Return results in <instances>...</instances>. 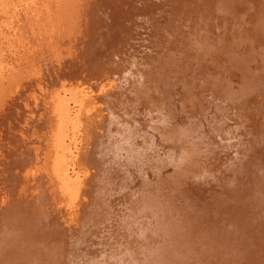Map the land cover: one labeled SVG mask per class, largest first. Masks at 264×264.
Segmentation results:
<instances>
[{"label":"bare ground","instance_id":"obj_1","mask_svg":"<svg viewBox=\"0 0 264 264\" xmlns=\"http://www.w3.org/2000/svg\"><path fill=\"white\" fill-rule=\"evenodd\" d=\"M62 1H60V2H62ZM67 1H69L68 3L72 4L71 5L72 7L69 8L68 7L69 4L66 5V3L65 4L61 3L62 5L65 6V7L62 6L64 8L59 7V6H61V4L59 6H57L58 7L56 9L57 12H54V14H53V18L57 19V21H56V19H53V21L55 20L54 24L56 25V28L54 26H52L53 25L52 24L51 26L54 27L55 29L52 27H50L52 29H49L50 33L53 36H54V34L55 35L57 34L59 36V38H58V36H56L57 40H55L56 37L54 39L55 41H57V43L55 42L56 44H58V42L62 43L65 40L64 38L66 36L65 37H63V36L65 33H67V31H69L71 28L73 30V28L81 25L79 22V24L76 23L77 26H75V22L77 19V18H75V14L77 15L76 11H78L77 5L79 4V2L81 0L78 3H75L74 0H64V2H67ZM135 1H134L135 3L138 2V0H135ZM174 1H176L177 3H180L179 0H171L170 4L172 5V3ZM195 1L202 2V0H195ZM212 1L213 2H211L209 4H211V6H213V7L210 6V8L212 9V11L214 13V16H213V13H211L212 14L211 16L214 18L213 23L215 21H218V23L215 22V23H217L215 26L216 27L215 31H214L216 35L212 32H211L212 33L211 34L210 33L211 30H209V32L207 31V33L205 34V32H203L202 29H199L198 27H197V29L194 28L195 25L193 27H188V25L187 26L180 25L181 30L180 29L179 30L183 31L182 36L180 37L178 34V32H180V31L177 28L173 29L176 26H173L172 23H169V28L159 26L161 29L158 32H155L158 35L159 40L158 39L157 40L159 41V44L161 47L160 49L157 48V52L160 51L159 55H161V53H162L163 57H164L163 59L160 58V59H162L161 62L164 61L165 66L167 64L171 65L170 64V63H172L171 60H173L176 63L181 64V66H179L180 64H178V65L174 66V68L172 66H170L174 69L173 71H171L172 77H173V73L175 71H177V73H176L177 78L174 77L175 81H173V83L178 82V80L179 81L181 80L180 85L182 86V96H183V98L181 100L182 106H185V105L189 106L191 111L196 109V112H194L195 117L194 116L192 117V115H191V120H193V118H194V120L196 122H198V125H199L201 122L197 121V119L200 120V118H198V116L196 115L197 111H198V113L200 112L202 115H206L205 120H204L205 126L203 128L200 127L201 124L199 126H197L195 121L193 123L191 121H189L187 123H184V124L178 125V126L175 125L176 124L175 123V124H173V125H175L174 127H173V125H171L172 120H173V119H171L172 118L171 114L173 116L174 111L172 112L171 107L169 108L170 105L168 104V102L166 100L164 101L165 98L160 97V93L157 92L159 90V88L157 87L156 84H155V86H153L154 83H151V77H150V76H152L153 70H154V73L157 72V73H159V76H161V74L165 68L163 69L162 66H158V67H152L153 68V70H152L151 66H149L150 69L152 70V71H150L151 74L150 73L147 74L146 73L147 70H145V72H143V73H146L147 75H144L142 72L140 74L139 73L136 74L137 75L136 80H137V84L139 85V87L136 86V89L134 88V90L136 92H138L139 97L141 98V100L143 102V103L142 102L141 103L144 105V107H146V105H148L149 112H148V109H147V112L149 113V115L157 114V116H159V117L156 116V118L158 119L157 122L156 121L153 122V120L151 119L152 117L149 118L151 120H149L146 117L147 118L146 123L149 121V122H153V124H156L155 126L154 125L152 126L153 129L155 128V130H156V128L164 129V131H166L165 133L168 134L166 136V138L168 137L170 139L171 138L175 139L177 141V144H179V147H180V154L175 156L177 154V153H175V155H174L175 157L174 156H172L173 158L169 157L170 159L168 160V161H171V163L173 160H176L177 162L180 161L179 165H177L178 167H175V168H177L178 172L172 173L173 175L171 177H169V179L167 181H165V183L164 182L159 183L160 186H157V187H159L157 189L159 192V196H158V200L156 203V205L159 209V212H161V211H163V213L166 212V214H168V216H169V219L172 218L173 222L175 221L174 223L176 226L174 228H172V226H173L172 225V226H170L171 227L170 230H166L165 227H163V228L161 227L160 219L153 217L154 219L152 218V222L149 220L150 218L148 219L149 222L151 223V225L145 226V229H146V227L148 228L146 230L151 229L152 230L151 232L156 234L154 236L158 235L160 237V239H162L159 241H162L164 243L162 245V247H158L156 249L152 248L153 246L151 245V242H145L146 240L142 241L146 237L145 236L146 230H143V228L142 229L138 228V230L137 229H130L129 232L127 233V235L125 236V240L127 239V237L131 236L130 241H131L132 246H134L133 247L134 250L135 251L137 250L136 253L142 252L143 255L145 256V254L148 253L149 250H150V254L152 252V255H153L155 260L153 262H151L150 264H152V263L153 264H173V261L174 262L183 261L185 263H192L194 258L197 259L196 264H203L201 261L209 262V259H211V258L207 259V257H202L200 255V252H202V248H203V250L204 249L208 250V251L207 250L204 251L205 255H211L212 258H214L216 260L218 259L219 262L221 261L220 264H255V262L257 264H264V0H212ZM110 2L112 3L111 0H110ZM134 2L133 3L131 2L132 4H130V3L126 4L127 1L126 2H124V1L120 2V4L123 5L122 8L124 7L125 11H122V9H121V11L119 12V10H117V8L116 9L113 8V9H111L112 11L111 10L109 11L110 17L113 15L112 17L116 18V15L118 14L117 16H119L120 21H117V23H116L117 26H115V28L117 30L114 29L115 32L112 31V33L111 32L107 33L109 35L108 37H106L107 34H105V31H103L100 23L98 24L96 22L95 24H93V23H91V21L90 22L84 21L85 23H83L82 20H80L84 24V26L82 25L83 28H85L84 31L87 29H88V32H90V31L92 32L93 30H95V33L97 32L96 33L97 35L94 36V34H91V33L87 34L88 33L87 32V33H85V34H87L86 38H85V36H82L83 38L87 39V37L89 35H93V38H92V36H90V42L91 43L90 42L89 43L91 45L89 43L85 42L87 40H84V39H83L84 41L81 40L80 39L81 36L79 37V39L81 40V41L79 40L80 43L78 41H75V42H78L77 44L80 47L84 46L85 43H87V44H85L86 46L90 45L86 51L85 50H84V52L82 51V54H80V56H78L79 53L81 52V49H80V52L78 53V55H76V57H73V58H75V60H73V59L70 60L71 58L69 59L68 56H66V54L65 55L61 54V55L65 56V58L67 57L66 59L68 62L64 64L63 61L60 60L61 64L63 65V67L65 69L62 68L63 70L60 71V73H62V75L60 77L63 80L61 79L62 82L59 84V86L63 85L62 83L66 82V81L68 82V84H66V85H70V83H73V85L76 84V85L80 86L82 84L85 85L84 83H89L90 84L89 86H92L93 84H98V82H99V81L97 82V80H95V77H97V74L105 73V72H106L105 73L106 75L100 74L99 77L110 75V76H113L114 79L117 78L119 81L124 80L123 78H126L127 74H126V72H124V69L121 70L122 73H118V71L116 70L117 67L116 68L112 67L113 64H111V63L108 65H105V64L107 61H112L113 63L114 62L118 63V61L116 60V57L121 58V56H120L121 53L125 54V51H126V54L131 53L130 52L131 49H133L134 51L138 50L139 51L138 53H140L139 56L142 54H146L145 49H144L146 46H141V44L143 43V41L141 39H143L142 36H144L143 35L144 31H142L140 29V27H145L144 26L145 24H143L144 21L140 22L139 25H138V23H135V24L132 23V17H133V14H135V13L130 14V8L131 7L137 8V6L134 7L135 6V5H133ZM140 3H141V1H140ZM144 3H145V1H144ZM164 3L166 4V1ZM87 4L88 3L86 1V5ZM79 5H81V4H79ZM86 5L84 4L83 6L85 7ZM92 5H93L92 7H95V5H98V4H92ZM105 7L106 8L112 7V5L109 6V5L104 4V8ZM117 7L121 8L119 6H117ZM207 7H209V6H207ZM126 8H129V10H127ZM91 9H92L91 6H90V9H89V7L86 9V11L88 10L90 12V15H89V16H91L90 20H91L92 15H93V13L91 14V11L93 12V10H91ZM107 9H109V8H107ZM107 9H106V11H107ZM204 10H202V12H204ZM46 11H48V10H46ZM131 11H132V8H131ZM89 12H86V13H89ZM95 13L96 12H94V14ZM45 14H47V13H45ZM50 14H52V13H49L48 15H50ZM188 14H190V13H188ZM219 14H222V16H220ZM97 15L94 17L96 18ZM58 16L60 18V22H59ZM208 16H210V15H208ZM215 16H216V18H215ZM227 16H229V19L227 18V20H225L226 19L225 17H227ZM45 17L47 18L46 15H45ZM93 19L94 18H92V20ZM99 19H100V15H99ZM142 19H143V17H142ZM142 19H139V21ZM146 19H147V17H146ZM88 20H89V18H88ZM113 20L114 19H112V21ZM133 20L135 21L136 18ZM94 21L95 20H93L92 22H94ZM96 21H99V20L96 19ZM130 21L132 24V25L130 24V26L132 27L134 24L135 25L134 27H136L135 30L136 31L138 30L137 33H135L136 31L134 32L135 35L133 34V32H131L133 34V37H132V34L129 35L130 32H128L130 27L126 26L127 25L126 23L130 22ZM176 21H178V20H176ZM186 21H188V24H189L190 20H186ZM47 22H48V20H47ZM58 22H59V24H58ZM24 23H26V22H24ZM44 23H46V22H44ZM51 23H52V20H51ZM60 24H62V26ZM186 24H187V22H186ZM194 24L197 25V22ZM40 25H42V24H40ZM45 25H47V24H45ZM45 25H44V27H46ZM71 25H72V27H70ZM124 25L127 28V30H124L125 29ZM44 27L41 29L42 30L45 29ZM47 27L49 28L48 25H47ZM64 27H65V29H63ZM170 27L171 28L173 27V28L170 29ZM119 28H120V30L122 29V32L119 31ZM56 29L61 30V32L60 31L56 32L57 31ZM66 29H69V30H66ZM81 29L79 28L80 33L77 31L78 29L76 28V31H75V29L73 31H69L67 35H69L70 39H71V35H73L72 33H74V31L76 32V36H77V33H79V35L80 34L83 35L84 33H83V30L81 31ZM139 29H140V31H139ZM23 30H24V28H23ZM33 30H35V29H33ZM36 30H37V28H36ZM38 30H39V32L41 31L40 33L42 35L44 34V33H42L44 30L42 31L39 28H38ZM110 30H111V28H110ZM49 31H46V32H49ZM124 31H126V32H124ZM113 32H114V34H113ZM40 33H38V34H40ZM50 33H48V34H50ZM92 33H94V32H92ZM62 34H63V36H62ZM33 35H34V33H33ZM44 36H46V34ZM49 36L51 37V35H49ZM112 36H114V37H112ZM129 36H131L130 39H128ZM47 38H48V35H47ZM91 38H92V40H91ZM180 38H182L183 40H181ZM36 39H37V37H36ZM39 39H41V38L39 37ZM45 39L46 38L44 37L43 40H45ZM75 39H76V37H75ZM32 40H33V38H32ZM51 40H50V42H51ZM72 40H74V38ZM180 40L183 41V43H180ZM31 41H30V43H31ZM46 41H45V43H43V44L41 43V44L45 45ZM82 41L84 42V44L79 45V44L83 43ZM48 42H49V40H48ZM50 42L48 43L49 45H50ZM102 42H103V45H102ZM127 42H128V44H127ZM38 44H39V47L42 46V45L40 46V43H37V46H38ZM48 44H46V45H48ZM73 45L75 46V44H73ZM180 45H184L183 46L184 49H185V47H188V49L192 48V51L190 50L191 52L182 53L181 51H179L181 48L178 49V46L180 47ZM45 46H43L44 49H46ZM78 46H75V47L78 48ZM86 46L84 48H86ZM109 46H111V49ZM90 47H91V49H90ZM104 47H106V49H104ZM59 48H61V47H59ZM66 48H68V46ZM71 48H74V47L71 46ZM79 48L77 50H79ZM107 48H108V50H107ZM117 48H118V51H117ZM121 48L125 49L124 53H123V50H121ZM244 48L249 50L250 53L245 54L247 52L244 51V50H246ZM62 50L60 49V52ZM119 50H121V51H119ZM74 51L77 52L75 50V48H74ZM183 51H186V49ZM60 52L58 51L57 53L59 54ZM72 52L73 51L71 50V54H72ZM251 52L258 54V56H259L258 57V63L253 62L254 58L251 62ZM158 53L156 55L157 57L159 56ZM55 54H56V52H55ZM74 55H75V53H74ZM152 55H154V54H152ZM159 57H161V56H159ZM60 58H61V56H60ZM65 58H63V59H65ZM76 58H77V61H76ZM142 58H143V56H142ZM154 58H155V56H154ZM56 59L59 60V58H56ZM181 59H183V60H181ZM39 60H41V59H39ZM153 61L155 63V60H153ZM146 62H147V64H149L148 60H146L145 63ZM158 62H160V61H158ZM197 62L199 64L201 63V64L205 65L204 69H208L209 73L206 70H205L206 72L204 71L205 72L204 76H207V77L204 78V76L201 74V72H200V74L202 75V79H196L192 76L193 74H196V72L198 70H201L202 65L197 66L196 65ZM255 62H257V61H255ZM53 63H56V61ZM257 64H258V66H257ZM173 65H175V64H173ZM65 66L66 67L68 66L69 68H66ZM189 66H191V68L188 69ZM16 68H18V67H16ZM70 68H71V70H69ZM140 69L141 68H138V70H140ZM118 70H119V68H118ZM142 70H140V71H142ZM181 70H183V71L180 72ZM186 70H188V72L190 70V74H187ZM1 71H2V69H1ZM32 71H34V70H32ZM136 72H139V71H136ZM29 73H31V71ZM46 73H48V72H46ZM128 73H130V72L128 71ZM1 74L2 73H0V75ZM18 74L19 73H17L16 75L19 76ZM34 74H36V73H34ZM9 75H10V73H9ZM164 75H166V74H164ZM24 76L21 75V79H23L22 77H24ZM31 76H30V79H31ZM32 77L34 78L36 76L34 75ZM154 77L155 76L153 75L152 79ZM36 79H33V80L38 81ZM92 79H94L95 81ZM5 81H7V80H5ZM11 81H12V79H11ZM2 82L3 81L0 82L1 83L0 84V89H1L0 93L2 91L3 92L1 93L0 96H3V97L7 96L6 102L10 101L12 98H14L16 100V98L18 99L20 97V92H23L22 91L23 89L21 91L19 90L21 85H16L15 83L17 81L15 83L10 82L9 84L11 86H9V88H7L9 85L8 81L6 83L7 87L5 86L4 82L3 83ZM26 82H27V80H26ZM31 82H34V81H32V80L28 81L26 84H30ZM159 82H160V80H159ZM163 82L165 83L166 81H163ZM34 83H35V85H33V83L31 84L34 89L39 88V87H43V86H40L41 84L38 82H34ZM169 84H171V83H169ZM176 84H178V83H176ZM23 85H25V83ZM164 85H166V84H164ZM167 85H168V83H167ZM172 86H174V85H172ZM47 87H48V85H47ZM80 87H82V86H80ZM85 87H87V86H85ZM159 87H160V83H159ZM170 88H171V86H170ZM63 89H61V90H63ZM17 90H19V93H17ZM163 90L164 89H162L161 91H163ZM166 90H168V89H166ZM203 90H205V91H203ZM31 91H28V92H31ZM36 91H37V89H36ZM45 91H46V89H45ZM202 91L204 93H207L206 95H208V96L204 97L203 96L204 93L202 94ZM37 92H36V94L39 93V92L38 93ZM40 92H42V91H40ZM46 92H44V93H46ZM199 92H200V95L198 94ZM34 93H35V91H34ZM34 93L33 94L31 93V94L36 95ZM131 93H133V92H131ZM39 95L40 94H38V97L40 99L41 98L43 99V97H41V95L40 96ZM168 96L171 97L170 95H168ZM3 97L1 99H3ZM38 97H34V96L29 97L28 95H26V100L27 99L31 100L33 102V106L35 105V107L32 106L33 108H31L32 112H33V110L36 111V109H37V104H36L37 101L35 99L37 98V100H38ZM115 98L117 100L119 98V100H120V97H115ZM174 98H172V99H174ZM39 100H38V102H39ZM161 101H163V102H161ZM171 101H173V100H171ZM14 103H15V101H14ZM140 106H141V104H140ZM174 106H175V104L172 105V107H174ZM144 107L142 109H144ZM42 108L44 110V106ZM3 109L2 110L0 109V124L2 126V128L0 129V131H1L0 132L1 133L0 138H2V141L0 142V151L4 150V155L3 154L0 155V163L4 164L5 166H4V169H2L3 173H4V176H3L4 181H2V183H0V189L3 187L1 194L3 193V195H4L3 196L4 197V201H3L4 207L1 206L3 210L0 209L2 211V212H0V214L2 215V217H0V244H1L0 245V252H1V249L2 250L4 249V246L10 245L11 241L14 240L15 238H19L20 241L23 240L22 242L25 241L24 243L31 245V247L37 245L40 248H42V247L46 248L47 245L43 244L44 242H42V241L46 238H50L52 240L51 241L52 244L54 242H57V241H55L57 233L55 232V229L52 227V225L50 226V224L53 223V221L51 219L50 220L48 219V221L45 224L43 222H42V225L37 224L36 220H39L40 216L43 215L41 208H39V205H42V204L41 203L39 204V202H38L36 207H33V205L35 204L36 201L34 199L33 200L35 202H33L32 199L30 201L31 195H29V194H31L32 192L36 193L37 191H39V189L41 187L40 185H43V181H42V178H43L42 175L43 174L41 172V168H39L40 167V165L38 164L39 161L37 163H35V162H33L34 160L32 159V157H34L33 155H35L36 151L34 152L33 149L30 150L31 148H29V151L24 150V147H23L24 141H23V139H21V135L23 134V133H21L22 129L19 131H16L17 129L14 127H15V125L17 127V124H14L12 122L16 118H18V116L16 118H14V120H9V118H11L10 115H12V113L14 112L15 109L10 108V110L8 109L9 111H6V109H7L6 104H5V111ZM18 109L16 110L17 112L19 111ZM31 109L29 107V110H31ZM184 109H188V108L185 106ZM60 110H61V108H60ZM184 111H186V110H184ZM56 112H58V111H56ZM101 112H102V110H101ZM16 114L17 113H15V115ZM119 114H121V116H122V112ZM201 114H199V115L202 116ZM55 115H57V114H55ZM110 115H111V113H110ZM123 115H124V113H123ZM146 115H148V114L146 113ZM185 115H187V114H185ZM28 117H29V119L31 118L30 116L27 115L25 117V120H23V123H21V121H20V123H21L20 128L26 126L27 120H29ZM153 117H155V116L153 115ZM251 117H254L255 119H257L258 122ZM103 118H104V116H103ZM32 119H34V118H32ZM121 119H122V121L120 122V120L118 119L117 123L119 124V128H120L119 131L122 133V134H120V137L122 136L123 138H125V140H121V141L119 140L120 142L118 141V142H115L113 144L118 148V150L123 149L124 151H126V156H125L126 159L131 160L133 164L138 165V163L140 161H141V163L146 162L147 161L146 160L147 155L144 156L145 154L143 153V151H145V152L150 151L151 150L150 148L152 147V145H148V140H147V142L142 141V143H139V142H141V140L138 143H136L137 142L136 141L135 142L136 144L131 142L130 140H131L132 136L136 137L138 133L137 134L134 132L131 133L129 128H128L129 125L127 124V122L125 123L126 119L122 118V117H121ZM111 121H112V119H111ZM33 123H34V121H33ZM37 123H35V124H37ZM134 123H136V122L134 121ZM138 123L140 124V122H138ZM23 124H24V126H23ZM30 124H32V123L29 120L28 125H30ZM132 125L135 126V124H132ZM138 125H137V128H138ZM151 125L152 124H150L149 126H151ZM224 127H225V129H223ZM27 128L30 129L31 127L30 128L27 127ZM41 128H42V126H41ZM141 128H143V127H141ZM28 129H26V130H28ZM132 129L135 131V128H132ZM139 130L140 129H138V131ZM95 131H96V133L98 132V130H95ZM103 131H105V129ZM23 132L25 134L27 131L26 132L23 131ZM93 133H94L93 135L96 134L95 132H93ZM101 133H103V132H101ZM142 133H141V135H144ZM103 134L102 135L100 134L99 136L96 137L97 138V145L100 147H102L103 140H105V139H103L104 138ZM147 134H148V132H147ZM150 134L151 133H149L148 135H150ZM161 134H162V132H161ZM19 135H20V140H19ZM151 136L152 135H150V138H151ZM220 136L223 137V138H221L222 140L220 139L217 141V138ZM229 136H231L232 138H229ZM223 139L229 140L230 143L232 144L233 148H235L234 147L235 144L237 146L238 143H239L240 147L232 149V152H234V153L229 152L231 145L228 144V146L226 145L227 147L223 148L222 146L224 145L225 142H227V141L224 142ZM184 141H187V142H185L186 144L184 143ZM153 142H154V140H153ZM122 143H125V145ZM167 144H170V143H167ZM14 146H15V148H14ZM175 146H177V145H175ZM29 147H30V145H29ZM135 147L139 148L140 150L142 149L141 153H143L144 155L142 156V154L140 153L139 150L136 151L134 149ZM159 148H161V146ZM164 149L165 148H163V150ZM169 149H170V147H169ZM222 149H225V150L222 151ZM134 150L137 153L133 154ZM170 150H172V149H170ZM89 151H90V149H89ZM99 151H101V150H99ZM173 151H171V152L174 154ZM32 152L34 153L33 155H32ZM88 153H89V155L92 156V154L94 152H93V150H91V153L90 152H88ZM103 153L104 152H102L101 154H98L96 157L98 164L100 162V159L102 160V157L105 156V155H103ZM178 153H179V151H178ZM104 154H106V153H104ZM168 154H170V152ZM91 156H89V157H91ZM93 157H94V154H93ZM144 157H145V159H144ZM42 158H43V155H42ZM85 158H86V156H85ZM156 158H158V156ZM156 158L153 157V160ZM86 159L88 160V158H86ZM126 159H125V161H126ZM158 159H160V158H158ZM198 160L202 161V162L204 161L203 163H205V165H206L205 167H203V170L200 171L201 177L203 176L204 178L198 179V181L197 180L194 181V180H192L193 176L191 175V172H192V169H193L195 163ZM222 160L226 161L225 166H224V171L227 172L228 177H230L229 181L226 182L225 185H228L227 188H229V189H232L235 186L236 187L240 186L241 188H239L240 189L239 191H241V192H239V194H238L239 198L238 199L236 198L237 200H232V199L226 200V199H229V197H227V195H229V193L226 194L225 191H227V190L224 189V191L223 192L221 191L222 193L220 194L222 204H224L223 205L224 210H220V208H218L219 210L218 209L208 210L207 206L209 205V203H212V201L209 202L204 197V202H203L202 198H200L199 193L208 192L211 194H213V193L216 194V192H214L213 190H209L208 189L209 185L204 184V182H206L207 180L211 181V179L209 177L205 176L204 174H205V172H209V170L212 169V168L209 169V166H211L212 164H213V166H215V163H218V165H219ZM176 161H173L174 165H175ZM149 165H150V163H149ZM159 167H161V166H159ZM163 167L166 168L167 166H163ZM126 168L129 169L128 167H126ZM127 171H126V173H127ZM131 174H128V175H131ZM157 175H159V174H157ZM145 176L147 177V175H145ZM45 179H47V178H45ZM40 181L42 184L39 183ZM128 181H130V179H128ZM44 184H46V183L44 182ZM185 184H188V186H186ZM154 185H155V183H154ZM111 186H109V187H111ZM214 186H217V185H214ZM214 186H210L209 188L212 189ZM126 187L128 188V186H126ZM140 187L141 186H139L138 188H140ZM183 188L184 189L186 188L185 191L188 192V195L191 193V196L189 198L185 196L186 193L185 194L182 193V192H185V191H183ZM14 189H16L18 191L17 192L18 195L20 194L19 195V198H20L19 202H18L17 196H16L17 201L10 200V199H12L11 198L12 193H9V192H11ZM40 190H42V189H40ZM157 190H155V191H157ZM105 192L106 191H104V193ZM8 193H9V195L10 194L11 195H10V198L7 199V197L9 195H6V194H8ZM17 194H14V195H17ZM35 195L36 194H34V196ZM37 195H39V194H37ZM231 195H230V197H231ZM34 196H33V198H35ZM143 196L145 198L143 197L142 201L145 204L147 202L150 203L149 200H151L153 197V195L150 196L147 194L143 195ZM16 198H15V200H16ZM29 201H30V203H33V204L31 205L29 203ZM152 204H153V202H152ZM107 209H109V208H107ZM118 209H119V206H118ZM109 210H111V209H109ZM156 211L158 212L157 209H156ZM171 211L173 212L174 216H172L170 214ZM147 212H149V211H147ZM124 213H125V211H124ZM130 214H133V212ZM147 214H148V216L150 215L149 213H147ZM127 215H129V212L127 213ZM161 216H164V215L162 214ZM117 218H116V222H117ZM163 218H165V217H163ZM122 219H123L122 223L126 225L127 224V220H125L126 218H124V216H122ZM130 220H131V218H130ZM219 220L222 221L221 222L222 225H223V223L225 224L223 227H220L219 225H217ZM131 222H132V220H131ZM147 222H145V223H147ZM54 223L56 224L55 220H54ZM106 223H109V222H106ZM121 224L119 223V225H121ZM130 224H132V223H130ZM167 224H168V221H167ZM167 224H165V225H167ZM128 228H129V225H128ZM251 229H253L252 232H250ZM57 230L59 231L58 228H57ZM115 231H117V230H115ZM122 231L123 230H121V232ZM106 232H105V234H106ZM109 232H111V231H109ZM123 232H126V231H123ZM134 232H136V233H134ZM248 233L249 234L252 233L253 234L252 237L248 236ZM151 236H152V234H151ZM154 236H152V237H154ZM236 236L240 237V238H244V239L248 238L249 240L247 241V243L248 244L251 243V246H253L252 241H255V243H254L255 249L253 250L254 253H251V252L249 253L248 251H244L245 250L244 248L242 249L240 246L235 244V241L237 239ZM54 238H55V240H54ZM116 238H115V240H116ZM64 240H67V239H64ZM153 240H155V239H153ZM133 241H137V242L135 244H133L134 243ZM116 245L119 246V249L122 252L131 253V251L133 250L131 246H130L131 248L129 247L131 249V251H130V249L126 246H121V244H116ZM168 247L170 248V250L168 249ZM88 248H90V247H88ZM166 248H167V250H166ZM162 249H164V251ZM246 249H247V246H246ZM92 250H93V248H92ZM51 251H52V247L50 249L47 247V250L41 256H46L45 258L50 259ZM224 251H226V253H224ZM90 252H91V250H90ZM94 253H96V251ZM98 253H99V251H98ZM109 253H111V252L109 251ZM254 254H255L256 258L254 256ZM115 257L117 258V256H115ZM100 258H102V257L100 256ZM105 258H107V256ZM257 258H258V260H257ZM31 259H32V257H31ZM40 259H42V258H40ZM66 259H67V257H66ZM134 259L136 260L135 261L136 263L134 262L135 264H146L144 262H140V260H137L136 258H134ZM116 260H118V259H116ZM218 260L216 262H218ZM248 260H249V262H246ZM91 261H93V260H91ZM98 261H100V259ZM106 261H108V260H106ZM212 261H214V260H210V263ZM222 261H223V263H222ZM93 262H95V260ZM111 262L109 261L110 264H111ZM121 262L122 263L125 262V259H124V261H121ZM47 263H49V261ZM213 263H215V262H213ZM218 263H216V264H218ZM9 264H11V263H9ZM51 264H53V263H51ZM147 264H149V263H147ZM174 264H177V263H174Z\"/></svg>","mask_w":264,"mask_h":264},{"label":"rangeland","instance_id":"obj_2","mask_svg":"<svg viewBox=\"0 0 264 264\" xmlns=\"http://www.w3.org/2000/svg\"><path fill=\"white\" fill-rule=\"evenodd\" d=\"M60 1H62V0H0V32H1L0 33V58H1L0 59V73H2L0 75V82L1 81L4 82L5 80H7L8 84H9L10 82H13L15 80L13 83H15L17 81L15 84L21 85L20 86L21 89L19 88V90L21 91L23 89L22 90L23 92H20V97L18 99L16 97H15L16 100L14 98L11 99L12 101L14 100L15 103H14V101L12 102L10 99H9L10 101H7L8 102L7 103L6 102L7 96L6 97L0 96V109L2 110L4 108L3 110L5 111V104H6V108H7L6 111H9L10 108L15 109L13 112L14 114L12 113L13 116L10 115L11 118H9V120H14V118H16L18 116V118H16L14 121H12L14 124H17V127L15 125L14 128L17 129L16 131H19L22 129L21 133H23V134H24L23 131H25V132L27 131L26 132L27 134L25 133L24 135L22 134L23 136L21 135V139H23V141H24V145H23L24 150L29 151V148H31L30 150L33 149L34 152L36 151L35 155H33L34 153L32 152V155L34 156V157H32V159L34 160L33 162H35V163H37L39 161V163H38L40 165L39 168H41V172L43 174V175L41 174L43 176V178H42L43 185H40L41 187L39 186L40 189H42V190L39 189V191H37L36 193L32 192L31 194H29L31 196L32 195L34 196V194H36L34 196L35 198H33V196L32 197L30 196V201H31V199L32 200L34 199L36 201L35 202L33 200V202H35L33 207H36L38 202H39V204L40 203L42 204V205H39V208H41L43 215H41L39 220H36V222H37V224L42 225V222L45 224L48 221V219L49 220L51 219L53 221V223H51L50 226L52 225V227L55 229V232L57 233L56 240L54 238V240L57 242H54L52 244L51 243L52 240L50 238H46L42 241V242H44L43 244H46L49 249L52 247V251H51L52 256L50 255V259L48 258L49 260L47 258H45L46 256H41L47 250V247L46 248H43V247L40 248L37 245L31 247V245L25 244L24 243L25 241L22 242L23 240L20 241L19 238H15L14 240L11 241L10 245L4 246V249H3L4 251L1 249L0 264H9V263H11V264H39L41 261L42 262L40 264H51V263H53V264H93V263L94 264H101V263L102 264H110L109 261L110 262L112 261L111 264H114V263L115 264H135L136 260L134 258H136L137 260H140V262L150 264L151 262H153L155 260L153 255H152V252L150 254V250H149V252L146 253L145 256L143 255L142 252L136 253L137 250L136 251L134 250V248H133L134 246H132L131 241H130L131 236L127 237L126 240H125V236L127 235V233L129 232L130 229H137V230H138V228H140V229L143 228V230L148 229L147 227L145 229V226L151 225L149 220L152 222L153 217L160 219L161 227L162 228L165 227L166 230H170L171 229L170 226H172V225H173L172 228H174L176 226L174 223L175 221L173 222L172 218L169 219V216H168V214H166V212L165 213H163V211L159 212V209H158L156 203H157L158 196H159V192L157 190L159 188L157 186H160L159 183H162V182L165 183V181H167L169 179V177H171L173 175L172 173L178 172L177 168H175V167H178L177 165H179L180 161L177 162L176 160H173V161H176L175 162L176 166H175L173 161L171 163V161H168V160L170 159L169 157L174 156L175 153H177L175 156L180 154V147H179V144H177V141L175 139H172V138L170 139L168 137L166 138V136L168 134L165 133L166 131H164V129H159V128H156V130H155V128L153 129L152 126L156 125V124H153V122L158 121V119L156 118L157 114H153L155 117H153L152 114L149 115L148 105H146V107H144V105L142 104L143 102H142L141 98L139 97L138 92H136L134 90V88L136 89V86L139 87V85L137 84V80H136L137 79L136 74L137 73L140 74L141 72L143 73V72H145V70H147L146 73L149 74L150 71L153 70L152 67L162 66L163 69L165 68L164 71L162 72L161 76H159V73H157V72L154 73V70H153L152 76L154 75L155 77L153 79H152V76H150V77H151V83H154L153 86H155V84H156L157 87L159 88V90L157 92L160 93V97L161 98L164 97L165 98L164 101L166 100L168 102V104L170 105L169 108L171 107L172 112L174 111L173 116L171 114V117H172L171 119L174 120V121L172 120L171 125L176 123L175 125L178 126V125H182L184 123H187L189 121H191L193 123L195 120H194V118H193V120H191V115H192V117L195 115L194 112H196V109L191 111L190 107L187 105H185V106L188 109H184L185 106H182V102H181V100L183 98L182 86L180 85L181 80L179 81L177 79L178 82L173 83V81H175L174 77L177 78V75H176L177 71H175L173 73V77L171 76V74H172L171 71L174 70L173 69L174 66H176L180 63H176L173 60H171L172 63L175 65L170 63L171 65L167 64L165 66V62L164 61L161 62L164 57H163L162 53H161V55H159L160 51H158L159 53L157 52V48L160 49L161 47H160V44L158 41L159 40L158 35L155 32H158L161 29L160 28L161 26L169 28V23H172L173 26H176L174 28L172 27L173 29L177 28L178 30L179 29L181 30L180 25H182V26L188 25V27H193L195 25L194 28L197 29V27H198L199 29H202V31L205 32V34L207 33V31L209 32V30H211L210 33L212 32L215 34V32H214L215 28H216L215 26L218 23V21H215V22H217V23L214 22L215 24L213 23L214 18L211 16L212 15L211 13H213V11L210 8L211 4H209L213 1L212 0L211 1L210 0H202V2H200V1L198 2L195 0H179L180 3H177L176 1H174L175 3L173 2L171 5L170 4L171 0H169V1L165 0L166 4L164 3L165 2L164 0H161V1L160 0H138L137 3H135L136 2L135 0H111L112 3L110 2V0L109 1L108 0H92V1L91 0H81V1L80 0H78V1L74 0L75 3H78L80 1L79 4H81V5H79V4L77 5L78 11H76V12H77L78 16L75 14V18H77L78 20L76 19L75 26H77L76 23L79 24V22L81 25L73 28V30L75 29V31H76V28H77L78 29L77 31L80 33L79 28L80 29L82 28L81 31L83 30L84 34L79 35V33H77V36H76V32L74 31V33H72L73 35H71V39H70L69 35H67V34L69 31H73V30H72V28L70 30L66 29L69 31H67V33H65V34L63 33L64 36L62 34L63 37L66 36L64 38L65 40L62 43L58 42V44H59L58 45V44H56L57 41H55V40H57L56 36H58V35L54 34V36H53L49 31V29H52L54 27L56 28V25L54 24L55 20L53 21V19H56V18H53V14H54V12H57V10H56L58 8L57 6H59L61 3L62 4L66 3V5L69 4V6H68L69 8L72 7L71 6L72 4L68 3L69 1H67V2H64V0L62 2H60ZM86 1L89 5L88 4L86 5ZM123 1L124 2L127 1L126 4H128V3L132 4L135 1L133 5H135L134 7L137 6V8L131 7L132 11L130 8V14L135 13V14H133V17H132V23H134V24L138 23V25H139L140 22L144 21L143 24H145L144 25L145 27H140V29L142 31H144V33H143L144 36H142L143 39H141L143 41L141 46H146L144 48L146 54H142L139 56V54H140V53H138L139 51L138 50L134 51L133 49H131V51H130L131 53L126 54L125 49L121 48V50H123V53L125 51V54L121 53V55H120L121 58L116 57V60L118 61V63H116V62L113 63L112 61L106 62L105 65H108L111 63V64H113L112 67H115V68L117 67L116 70L118 71V73H122L121 70L124 69V72H126V74H127L126 78H123L124 80L119 81L117 78L114 79V77L110 76V75L99 77L100 74L106 75L105 74L106 72H105V73L97 74V77H95V80H97V82L99 81L101 84L98 82V84H93L92 86H89L90 85L89 83H84L85 85L82 84V85H80L82 87H80L79 85H76V84L73 85V83H70V82H69L70 85H66V84H68V82L63 81L64 82V83H62L63 85L59 86V84L62 82L61 81L62 78L60 77L62 75V73H60V71L65 69L63 67V65L61 64V61H63L64 64L68 62L66 59L67 57L65 58V56H63L61 54H64V55L66 54V56H68L69 59L71 58L70 60H72V59L75 60V58H73V57H76V55H78V53L80 52V49H81V52L79 53L78 56H80V54H82V51L83 52H84V50L86 51L87 48L91 45L90 44L91 43L90 42V36H92V38H93V35H89L87 37V39H85L87 34L91 33V34H94V36L97 35L96 34L97 32L95 33V30L92 31L94 33H92L90 30H89L90 32H88V29L84 31L85 28H83V26H84L83 23H85L87 21H89V22L91 21V23L95 24L97 22L98 24L100 23L103 31H105V34H107L108 32L112 33V31L115 32V30H117L115 28V26H117L116 23H117V21H120V18H119V16H117L118 14L116 15V18L112 17L113 15L110 17L109 11L113 8L114 9L117 8V10H119V12L121 11V9H122V11H125L124 7L122 8L123 5L120 4V2H123ZM140 1H141V3H140ZM144 1H145V3H144ZM62 4L59 7L64 6ZM84 4L87 7L86 6L84 7L83 6ZM92 4H98V5H95V7H92L93 6ZM104 4L109 5V6L112 5V7H107L109 9H107L106 7L104 8ZM206 5L209 7H207ZM90 6L92 8L91 10H93V12L91 11V14L93 13L92 18H94L93 19V20H95L94 22H92L93 21L92 18L90 20V17H91V16H89L90 12L88 10L86 11V9L88 7L90 9ZM117 6H119L121 8H118ZM64 7H62V8H64ZM211 7H213V6H211ZM106 9H107V11H106ZM126 9L129 10V8H126ZM46 10H48V11H46ZM202 10H204V12H202ZM86 12H89V13H86ZM94 12H96L95 13L96 15L98 14L96 18L94 17V16H96L94 14ZM45 13H47V14H45ZM49 13H52V14L48 15ZM188 13H190V14H188ZM44 14L47 16V18L45 17ZM99 15H100V19H99ZM208 15H210V16H208ZM219 15L222 16V14H219ZM59 16H58V18H59ZM213 16H214V13H213ZM87 17L89 18V20ZM142 17H143V19H142ZM146 17H147V19H146ZM135 18H136V20H135L136 22L133 20ZM138 18L142 19V20L139 21ZM215 18H216V16H215ZM225 18H226L225 20H227V18L229 19V16H227ZM96 19L99 21H96ZM112 19H114V20L112 21ZM47 20H48V22H47ZM51 20H52V23H51ZM80 20H82L83 23ZM176 20H178V21H176ZM186 20H190L189 24H188V21H186ZM56 21H57V19H56ZM24 22H26V23H24ZM44 22H46V23H44ZM59 22H60V18H59ZM59 22H58V24H59ZM186 22H187V24H186ZM196 22H197V25L194 24ZM40 24H42L43 26ZM45 24H47L49 26V28ZM126 24H127L126 25L127 27H130V29L128 30V32H130L129 35L132 34L131 32H133V34L135 35V33H137V31H138V30L137 31L135 30L136 29V27H134L135 25L133 24V26L131 27L130 26L131 21L127 22ZM44 25L46 27H44ZM51 25L54 27H52ZM60 25L62 26V24H60ZM72 25L70 27H72ZM40 27L41 28L44 27L45 28V29H43L44 31ZM50 27H52V28H50ZM124 27H125V25H124ZM23 28H24V30H23ZM36 28H37V30H38V28L40 30H42L43 31L42 33H44V34L42 35L40 33L41 31L40 32H39V30L37 31ZM110 28H111V30H110ZM172 28L170 27V29H172ZM33 29H35V30H33ZM63 29H65V27ZM140 29H139V31H140ZM45 30L49 31V32H46ZM56 30H57L56 32H59V31L61 32V30H59V29H56ZM124 30H127V28L125 27ZM119 31L122 32V29L120 30V28H119ZM35 32L36 33L38 32L40 34H38V33L36 34ZM114 32H113V34H114ZM124 32H126V31H124ZM180 32H178V34L181 37L183 31H180ZM33 33H34V35H33ZM48 33H50V34H48ZM85 33H87V34H85ZM45 34H46V36H44ZM133 34H132V37H133ZM47 35H48L49 39L47 38ZM49 35H51V37ZM82 36H85V38H83ZM108 36L109 35L107 34L106 37H108ZM31 37L33 38V40ZM36 37H37V39H36ZM39 37L41 39H39ZM44 37L46 38L45 40H43ZM55 37H56V39H55ZM75 37H76V39H75ZM79 37L81 40H83V39L87 40V41H85L87 43L90 42L89 43L90 45L88 44L89 46H86L85 44H87V43L84 44V42H83L84 40H83L82 41L83 43H81L79 45L84 44V46H81V47L78 46L77 43L80 40ZM112 37H114V36H112ZM130 37L131 36H129L128 39H130ZM58 38H59V36H58ZM73 38H74V40H72ZM92 38H91V40H92ZM180 39L183 40L182 38H180ZM48 40H49V42L51 40L50 45L48 44L49 43ZM181 40H180V43H183V41H181ZM30 41H31V43H30ZM45 41H46V44H48V45L45 44L46 46L42 45L43 43H45ZM75 41H78V42H75ZM37 43H40V46L41 45L42 46L39 47V44L37 46ZM73 44H75V46H78V48L80 47L79 50H77L78 48H76ZM127 44H128V42H127ZM102 45H103V42H102ZM43 46H45L46 49H44ZM67 46H68V48H66ZM71 46L74 47L77 52H75L74 48H71ZM85 46H86V48H84ZM183 46L184 45H180V47L178 46V49H180V48L182 49V50L181 49L179 50L182 53L192 51V48L188 49V47H185L186 51H183V50H185L183 48ZM59 47H61V48H59ZM109 47L111 49V46H109ZM60 49L61 50L63 49V50L60 52ZM90 49H91V47H90ZM104 49H106V47H104ZM244 49H246V48H244ZM71 50L73 51L72 52L73 55L71 54ZM107 50H108V48H107ZM121 50H119V51H121ZM58 51L60 52L59 54L57 53ZM117 51H118V48H117ZM244 51L247 52L245 54L250 53L249 50H247V49ZM55 52H56V54H55ZM74 53H75V55H74ZM157 53L161 57H159V56L157 57L156 56ZM152 54H154V55H152ZM60 56H61V58H60ZM142 56H143V58H142ZM154 56H155V58H154ZM258 57L259 56L257 53L251 52V62L254 58L253 62L258 63ZM56 58H59V60ZM63 58H65V59H63ZM160 58H162V59H160ZM39 59H41V60H39ZM146 60H148L149 64H147V62L145 63ZM153 60H155V63ZM181 60H183V59H181ZM55 61H56V63H53ZM76 61H77V58H76ZM158 61H160V62H158ZM255 61H257V62H255ZM196 65L197 66L202 65L201 66L202 71L198 70L196 72V74H193L192 76L194 78L202 79V75L204 76L206 71L209 73L208 69H204L205 65H203L201 63L199 64L198 62L196 63ZM149 66H151L152 70L150 69ZM170 66H172L173 68ZM179 66H181V64ZM257 66H258V64H257ZM16 67H18V68H16ZM66 68H69V67L67 66ZM118 68H119V70H118ZM138 68H141L140 70H142V69L143 70L140 71V70H138ZM189 68H191V66H189L188 69ZM1 69H2V71H1ZM32 70H34V71H32ZM69 70H71V68ZM30 71H31V73H29ZM128 71L130 73H128ZM136 71H139V72H136ZM182 71L183 70H181L180 72H182ZM186 71H187L186 72L187 74H190V70H189V72H188V70H186ZM46 72H48V73H46ZM200 72L202 75L200 74ZM9 73H10V75H9ZM17 73H19L18 74L19 76L16 75ZM34 73H36V74H34ZM146 73H143V74L147 75ZM164 74H166V75H164ZM21 75L22 76L25 75L24 77H22L24 80L21 79ZM31 75L32 76L35 75L36 77L33 78ZM30 76H31V79H30ZM205 77H207V76H204V78ZM10 78L12 79V81ZM33 79H36L38 81H35ZM158 79L160 80V82ZM26 80H27V82L31 81V80L34 82H38L41 84L40 86H43V87L36 88L37 91L39 92L38 93L36 91V89H34L31 85L32 83H33V85H35V83L31 82L30 84H26L27 83ZM92 80H94V79H92ZM7 81L4 82L5 86L7 85L6 84ZM163 81H166V82L164 83ZM23 82L25 83V85H23L24 84ZM159 83H160V87H159ZM163 83L166 85H164ZM167 83L169 86L167 85ZM169 83H171V84H169ZM176 83H178L179 85ZM47 85H48V87H47ZM172 85H174V86H172ZM9 86H11V85L9 84L8 87L7 86L6 87L9 88ZM85 86H87V87H85ZM170 86H171V88H170ZM45 89H46V91L47 90L48 91L46 92ZM61 89H63V90H61ZM160 89L161 90L164 89V90L161 91ZM166 89H168V90H166ZM19 90H17V93H19ZM0 91H1V89H0ZM28 91H31V92H28ZM34 91H35V93H34ZM40 91H42L43 93ZM203 91H205V90H203ZM203 91H202V94L204 93ZM36 92L38 94H40L41 97H43V99L41 98L42 100L38 97V94H36ZM44 92H46V93H44ZM131 92H133V93H131ZM1 93H0V95H1ZM31 93L32 94L34 93L36 95H32ZM198 94L200 95V92ZM206 94L207 93H204L203 96L207 97L208 95H206ZM26 95H28L29 97H33V96L38 97V100L40 99L39 100V102L41 101L40 103L38 102L37 98L35 99L37 101L36 111L33 110V112H32L31 108L35 107V105L33 106V102L31 100H28V99H27L28 101L26 100ZM168 95H170L171 97H169ZM2 97H3V99H1ZM115 97H120V100H119V98L117 100ZM172 98H174V99H172ZM170 99L173 101H171ZM161 102H163V101H161ZM140 104L142 107L140 106ZM174 104H175V106L172 107V105H174ZM43 106H44L45 111L42 108ZM29 107L31 110H29ZM143 107H144V109L145 108L146 109L145 110L142 109ZM60 108H61V110H60ZM17 109L19 110L18 112L16 111ZM147 109H148V112H147ZM183 109L186 110L187 112L184 111ZM101 110H102V112H101ZM56 111H58V112H56ZM121 112H122V116H121V114H119ZM15 113H17L18 115L17 114L15 115ZM106 113L107 114L109 113V114L107 115ZM110 113H111V115H110ZM123 113H124V115H123ZM146 113L148 115H146ZM55 114H57V115H55ZM185 114H187V115H185ZM199 114H201V113L200 112L198 113V111H197L196 115L198 116V118H200V120L197 119V121L201 122L200 127L203 128L205 126L204 120H205L206 115L201 114L202 116H200ZM27 115L31 117L30 119L28 117V119L31 121L32 124L28 125L29 120H27V124L25 123L26 126L20 128L21 123H23V120H25V117ZM103 116H104V118H103ZM120 116L122 118L126 119L125 123L127 122V124L129 125L128 128H129L131 133L132 132H134L136 134L138 133L137 134L138 137L132 136V138L130 140L131 142L136 144L140 140H141V142H139V143H142V141L147 142V140H148V145H152V147L150 148L151 149L150 151H148V152L143 151V153L145 155L143 153H141L142 149L140 150L139 148H136V147L134 148L136 151L139 150L140 153L142 154V156L147 155L146 156L147 157L146 158L147 163L146 162L141 163V161H140L138 163V165L133 164L131 160L126 159V157H125L126 151H124L123 149H122L123 151L121 149L118 150V148L113 144L115 142H118L119 140L120 141L125 140V138H123L122 136L120 137V134H122V133L119 131L120 128H119V124L117 123L118 119L120 120V122L122 121ZM146 117L148 119L152 117L151 119L153 120V122L148 121L146 123V120H147ZM157 117H159V116H157ZM32 118H34V119H32ZM110 118L112 119V121ZM251 118H253L254 120L257 121V119H255L254 117H251ZM31 119L34 121V123ZM151 119H149V120H151ZM20 121H21V123H20ZM134 121L136 123H134ZM138 122H140V124ZM35 123H37L38 125ZM132 124H135V126ZM150 124H152V125L149 126ZM196 124H197V126L200 125V124L198 125V122H196ZM137 125H138V128H137ZM175 125H173V127ZM23 126H24V124H23ZM41 126H42V128H41ZM140 126L143 128H141ZM27 127H29V128L31 127V128L28 129ZM225 127L223 129H225ZM1 128H2V126L0 124V129ZM23 128L24 129L26 128L28 130H26V129L24 130ZM132 128H135V131ZM102 129L103 130L105 129L106 132L103 131ZM138 129H140V130L138 131ZM95 130H98V132L96 133ZM93 132H95L96 134L93 135L94 134ZM101 132H103V133L105 132V133L103 134ZM147 132H148V134L151 133L150 134V135H152L151 138H150V135L147 134ZM161 132H162V134H161ZM141 133L144 135H141ZM100 134L101 135L103 134L104 135L103 139H105V140H103L102 147L97 145V138L96 137L99 136ZM221 138H223V137L222 136L218 137L217 141L220 140ZM229 138H232V137L229 136ZM19 140H20V135H19ZM153 140H154V142H153ZM1 141H2V138H0V142ZM225 141H227V142H225ZM185 142H187V141H184V143ZM224 142L225 143L222 146L223 148L227 147L228 144L231 145L229 152H232V149L240 147V145L238 143V145L236 146V144H235V146H234L235 148H233L232 144L227 139L224 140ZM167 143H170V144H167ZM122 144L125 145V143H122ZM29 145H30V147H29ZM175 145H177V146H175ZM15 146H14V148H15ZM160 146H161V148H159ZM169 147L172 150H170ZM163 148H165V149L163 150ZM89 149H90V151H89ZM91 150H93V152H94L93 153L94 157H93V154L91 156L88 153V152L91 153ZM99 150H101V151H99ZM135 150H134L133 154L137 153ZM223 150H225V149H222V151ZM171 151H173L174 154ZM178 151H179V153H178ZM102 152H104L106 154L103 153V155H105V156L102 157V160L100 159V162L98 164L96 157L98 154H101ZM169 152L171 155L168 154ZM232 153H234V152H232ZM1 154L4 155V150L0 151V155ZM42 155H43V158H42ZM88 155L91 157H89ZM85 156H86V158H88V160L85 158ZM157 156L160 159L156 158ZM153 157L156 159L153 160ZM124 158L126 159V161ZM144 159H145V157H144ZM222 161L220 162L219 165H218V163H215V166H213V164L211 166H209V169L210 168H212V169H210L209 172H205V174H204L205 176H207L211 179V181L207 180L206 182H204V184L209 185L208 189L213 190L217 194V195L214 193L211 194L208 192L199 193L200 198H202L203 202H204V197L206 198L207 201H209V202L212 201V203H209V205L207 206L208 210H213V209L215 210L218 208H220V210H224V207H223L224 204H222L221 197H220V194L224 191V189L227 190V191H225L226 194L229 193V195H227V197H229V199H226V200H230V199L237 200L239 198L238 194H239V192H241V191H239L240 190L239 188H241L240 186L239 187L235 186L234 188L229 189V188H227L228 185H225V183L229 181L230 177H228L227 172L224 171V166H225L226 161L225 160L223 162ZM203 162L198 160L195 163V165L193 167L194 170L192 169V172H191V175L193 176L192 180L198 181V179L204 178L203 176L201 177V173H200V171L203 170V167L206 166L205 163H203ZM149 163H150V165H149ZM4 166H5L4 164L0 163V183H2V181H4L3 180L4 179L3 178L4 173L2 170V169H4ZM159 166H161V167H159ZM163 166H167V167L165 168ZM126 167H128L129 169H127ZM126 171H127V173H126ZM128 174H131V175H128ZM157 174H159V175H157ZM145 175H147V177ZM45 178H47V179H45ZM128 179H130V181H128ZM44 182L46 184H44ZM39 183L42 184L41 181ZM154 183L156 186L154 185ZM213 184L217 185V186H214ZM185 185L188 186V184H185ZM109 186H111V187H109ZM126 186H128V188ZM139 186H141V187L138 188ZM210 186H214V187L212 189H210L209 188ZM2 189H3V187L0 189V209H2V207H4V205H3L4 204L3 203V201H4L3 196L4 195H3V193L1 194ZM155 190H157V191H155ZM185 190H186V188L185 189L183 188V191H185ZM12 191L9 192V193H12V195L10 194L11 198H12L10 200L17 201V198H16V196H17L18 202H19L20 201L19 200L20 194L19 195L17 194L18 191L16 189H14ZM104 191H106V192L104 193ZM9 193L6 195H9ZM13 193L17 194V195H14ZM182 193L183 194L186 193L185 196L188 198L191 196L190 192H189L190 193L189 195H188V192H186V191L182 192ZM37 194H39V195H37ZM146 194L150 195V196L153 195V197L151 200H149L150 203L147 202L145 204L142 201V198L144 197L143 195H146ZM10 195L7 197V199L10 198ZM230 195H231V197H230ZM15 198H16V200H15ZM30 201H29V203H30ZM152 202H153V204H152ZM30 204L32 205L33 203H30ZM118 206H119V209H118ZM107 208H109L111 210H109ZM156 209L158 210V212L156 211ZM124 211H125V213H124ZM147 211H149V212H147ZM0 212H2V211L0 210ZM128 212H129V215H127ZM132 212H133V214H130ZM147 213L150 214L149 215L150 217L148 216ZM162 214L164 216H161ZM170 214L172 216H174L172 211L170 212ZM122 216H124V218H126L125 220H127V224L129 225V228H128L127 224L125 225L122 223L123 222ZM0 217H2L1 214H0ZM163 217H165V218H163ZM116 218H117V222H116ZM130 218H131L132 222H131ZM54 220H55L56 224L54 223ZM167 221H168V224H167ZM106 222H109V223H106ZM118 222L120 224L122 223L123 225L122 224L119 225ZM129 222L132 224H130ZM145 222H147V223H145ZM221 222L222 221L219 220L217 225H219L220 227H223L225 224L223 223V225H222ZM165 224H167V225H165ZM57 228L59 229V231L57 230ZM114 229L117 231H115ZM120 229L123 231H126V232H123V231L121 232ZM109 231H111V232H109ZM151 231H152L151 229L146 230V234H145L146 237L142 241L146 240L145 242H151V245L153 246V247L152 246L151 247L154 249H156L158 247H162V245L164 243L162 241H159L162 239H160V237L158 235L157 236L159 238L157 236H154L156 234L152 233ZM252 231H253V229L250 230V232H252ZM105 232H106V234H105ZM134 233H136V232H134ZM151 234L154 237H152ZM252 235H253L252 233L251 234L248 233V236L252 237ZM115 238H116V240H115ZM236 238L237 239L235 241V244L240 246L242 249L244 248L245 249L244 251H248L249 253L250 252L254 253L253 250L255 249L254 248L255 241H252L253 246H251V243H249V244L247 243V241L249 240L248 238L244 239V238H240L237 236H236ZM64 239H67V240H64ZM153 239H155V240H153ZM133 242H134L133 244H135L137 241H133ZM116 244H121V246H126L128 248L131 246L133 250L131 251V249H130L131 247H130L129 249H130L131 253L122 252V251H120L119 246ZM246 246H247V249H246ZM88 247H90V248H88ZM91 247L93 248V250ZM168 249L170 250L169 247H168ZM90 250H91V252L92 251L93 252L91 253ZM162 250L164 251V249H162ZM166 250H167V248H166ZM206 250L207 249L203 250V248H202V252H200V255L202 257H207V259H209V258H211V259H209V262H206V261H201V262L203 264H216V263H218L219 262L218 259H217L218 262H216L217 260L212 258L211 255H205L204 251H206ZM95 251H96V253H94ZM98 251H99V253H98ZM109 251L111 253H109ZM224 253H226V251H224ZM100 256L102 258H100ZM106 256H107V258H105ZM115 256H117V258ZM254 256H255V254H254ZM31 257H32V259H31ZM66 257H67V259H66ZM40 258H42V259H40ZM255 258H256V256H255ZM99 259L101 262L98 261ZM116 259H118V260H116ZM124 259H125V262L122 263L121 261H124ZM91 260H93V261L95 260V262H93ZM106 260H108V261H106ZM210 260H214V261H212L210 263ZM257 260H258V258H257ZM48 261H49V263H47ZM213 262H215V263H213ZM246 262H249V260ZM174 263H177V264H196L197 259L194 258L192 263H185L183 261H181V262L180 261L179 262L173 261V264ZM220 263H221V261L218 264H220ZM222 263H223V261H222ZM255 264H257V263L255 262Z\"/></svg>","mask_w":264,"mask_h":264}]
</instances>
